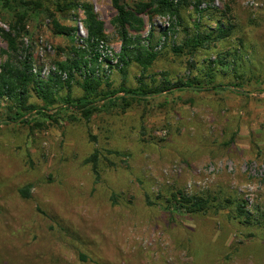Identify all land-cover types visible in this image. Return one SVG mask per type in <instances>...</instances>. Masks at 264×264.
<instances>
[{
    "label": "rangeland",
    "instance_id": "rangeland-1",
    "mask_svg": "<svg viewBox=\"0 0 264 264\" xmlns=\"http://www.w3.org/2000/svg\"><path fill=\"white\" fill-rule=\"evenodd\" d=\"M28 1L41 8L31 9L38 14L22 44L43 81L55 63L72 57L73 46L81 47L83 4L104 24L99 45L106 59L120 53L112 0ZM148 2L123 0L128 8ZM197 2L209 9L202 29L220 21L231 27L227 38L194 58L159 46L144 74L136 64L121 73L102 61L100 90L134 89L141 75L149 86L205 79L208 68L217 83L240 84L237 92H174L126 110L115 102L89 122L69 110L14 121L15 105L0 101V264H264V0H184L181 27L168 45L185 40L184 28L194 31ZM71 3L77 7L67 15L56 12ZM50 14L76 35L54 37ZM141 17V38L153 30L154 41H163L160 30L170 18ZM0 28L8 30L5 22ZM5 50L0 35V62ZM218 58L227 64H210ZM70 96L82 91L73 85ZM27 105L43 106L34 94ZM182 197L206 204L188 213ZM240 206L248 218L238 214Z\"/></svg>",
    "mask_w": 264,
    "mask_h": 264
},
{
    "label": "trees",
    "instance_id": "trees-1",
    "mask_svg": "<svg viewBox=\"0 0 264 264\" xmlns=\"http://www.w3.org/2000/svg\"><path fill=\"white\" fill-rule=\"evenodd\" d=\"M183 2L184 0H149L148 3L137 4L133 8H128L123 4V0H112L116 15L112 19L111 25L121 41L120 53L115 55L112 61L103 60L99 49L100 41L106 40L104 24L97 18L90 5H81L86 38H81V47H72V57H68L63 62L55 63V72H51L43 81L41 79L42 70H34L31 49L27 46L23 47L22 44V36L27 35L25 30L27 23L38 14L31 12V9L41 7L28 0H0V22H5L8 26V30L0 28L1 38L6 44V50L1 53L5 59L0 62V101L15 105L14 121L23 120L32 112L43 114L52 119L54 116H59L61 112L69 110L79 114L84 121L89 122L90 118L99 113L102 108L109 104L114 105L115 102H122V108L126 110L133 102H146L151 98L170 95L174 92L197 94L237 92L241 87L240 84L217 83L215 81L216 71L208 68L205 79L193 76L186 80L178 79L175 83L163 80L159 85L149 86L144 83L141 75L137 79L138 87L134 89L121 85L112 91L100 90L101 81L106 77V71L101 68L102 61L108 68H115L121 73H124L132 64H136L141 68V74H144L160 55V51H157L159 46L161 50L169 49L174 55L182 56L186 53L194 58L199 50L209 48L227 38L231 27L225 26L220 21L216 22L214 29H202L203 15L209 9H199L200 3L197 2L194 5V11L199 17L194 24V31L187 33L188 29L184 28L185 40L180 45H176L174 42L168 45L169 34H176L175 29L181 27L179 12ZM76 7L77 5L72 3L63 6L58 5L56 12L60 16H65L68 9H75ZM44 13L47 15V11L44 10ZM143 14L168 16L170 18V25L160 30L163 41H154L153 30H150L144 39L141 38L140 34L144 30L141 17ZM74 17L76 16L73 15L70 18L73 19ZM48 18L50 30L54 37L71 38L76 35L77 29L75 27L61 24L55 15L50 14ZM114 60L116 63H113ZM210 64L221 67L227 62L225 58H218ZM195 68V65L191 64L190 69L194 70ZM232 70L234 71L235 67ZM162 77L165 75L163 74ZM239 78L238 75H235V81H238ZM73 85L82 91L81 97L72 98L70 96ZM64 90L66 96L63 97L61 93ZM32 94L41 100L42 107L26 106ZM25 122L27 121L25 120ZM93 169L95 170V165H93ZM22 194L25 195V191ZM172 199L176 201L174 195H172ZM190 199L181 198L183 202L181 207L186 206L185 210L188 213L200 212L206 204L201 198L192 197ZM243 209V206L238 208L240 216L247 215Z\"/></svg>",
    "mask_w": 264,
    "mask_h": 264
},
{
    "label": "built area",
    "instance_id": "built-area-1",
    "mask_svg": "<svg viewBox=\"0 0 264 264\" xmlns=\"http://www.w3.org/2000/svg\"><path fill=\"white\" fill-rule=\"evenodd\" d=\"M83 38H86V31H85V35H84ZM81 45H82V43H81ZM99 49H100V53H101V55H102L103 60L106 59V57H107V52L102 51L103 48H102L101 46H99ZM114 62H115V61H114ZM104 63H105V62H104ZM115 63H116V62H115ZM55 70H56V69H53L52 71H48V73H47V77H48V75H49L51 72H55ZM41 76H42V74H41Z\"/></svg>",
    "mask_w": 264,
    "mask_h": 264
}]
</instances>
